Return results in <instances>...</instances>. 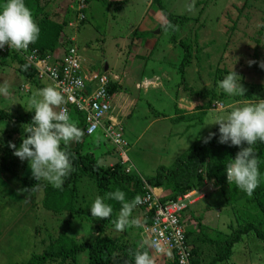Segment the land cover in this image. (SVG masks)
Wrapping results in <instances>:
<instances>
[{"label": "rangeland", "instance_id": "obj_1", "mask_svg": "<svg viewBox=\"0 0 264 264\" xmlns=\"http://www.w3.org/2000/svg\"><path fill=\"white\" fill-rule=\"evenodd\" d=\"M78 1L53 0L46 12H58L62 20L67 7L73 4L75 7ZM151 3V0H89L85 5L87 20L84 24L77 27L73 22V26H67L63 33L67 38L74 39L73 46L88 69L103 72L104 66L108 65L107 73L115 92L110 102V116L123 130L129 165L143 177L153 174L159 166H170L193 141L203 140L212 133L218 127L211 124L214 116L227 115L235 107L264 99V82L260 87L262 78L264 81L263 75L247 67L248 61H253L252 67L258 66V63L262 65L264 60V0H161L166 14L175 18L174 24L166 21L162 12ZM150 14L161 17V24ZM229 16L235 21L230 31ZM144 25L149 28L142 30ZM131 28H134L133 32L141 33L142 38L135 39L133 35L126 34ZM179 42H184L191 50L190 60L182 74L179 68L183 49ZM257 57L261 59L255 60ZM50 66L48 55L36 60L34 80L38 85L52 86L47 81L38 80ZM232 66L233 71L241 77L246 91L243 97L225 93L227 97L219 103L215 98L218 97V83L214 80L219 81L231 71ZM13 70L12 67L0 65V89H5L0 92V109L4 113L10 112V109L26 113L31 110L29 98L37 93L38 88L35 82L22 81L21 76ZM182 76L193 88L192 92L203 95L206 90L209 93L214 90L215 96L211 100L207 98L206 101L205 98L194 102H186L181 94L176 97ZM5 82L11 83L12 88H7ZM219 104L223 105L222 110L217 109L216 105ZM181 106L185 111L197 114L205 106L208 107L201 123L185 120L173 123L172 118L176 117ZM54 110L58 112L57 106ZM13 128L12 122L0 119V160L8 155L4 148L7 140L12 142L19 135L20 138L25 135L23 128L18 133H14ZM87 138L86 144L93 147L89 144L92 136ZM95 139H99L96 134ZM73 142L75 140L61 144L74 146ZM101 144L105 149L111 147L107 141ZM111 148L109 157H97L99 165L107 166L117 161L119 151L113 146ZM13 158L18 174L0 177V264H26L32 256L44 252L48 241L62 235L77 246L92 245L97 237L106 236L111 240L126 238L128 241H141L148 247V239L142 233L140 211L130 216V221L138 223L130 222L122 230L115 228L114 221L91 217L87 207L98 194L94 184L87 179L77 186L76 217H70L68 210L51 213L43 209L42 189L36 187L35 191L25 192L17 180L24 174L28 175L27 183L33 179L28 161H21L12 153L6 161L10 162ZM204 184V189H212L207 181ZM162 193L157 191L154 197L168 194ZM198 201L200 198L190 199V206ZM237 205L239 215L250 221L257 220L253 218L258 216L257 209L247 203ZM221 210L220 216L205 209L196 210L195 213L196 216L201 215V223L211 229L225 230V224L230 221L237 224L234 210L230 207ZM250 213L252 218L246 217ZM261 230L264 232V223ZM248 241V247L254 254L246 256L242 243L236 244L230 258L231 264H258L264 260V253L261 252L263 245L252 236ZM150 253L152 259L160 262L158 255ZM58 263V260H51L44 264ZM64 264H88L87 251L72 256Z\"/></svg>", "mask_w": 264, "mask_h": 264}, {"label": "trees", "instance_id": "obj_2", "mask_svg": "<svg viewBox=\"0 0 264 264\" xmlns=\"http://www.w3.org/2000/svg\"><path fill=\"white\" fill-rule=\"evenodd\" d=\"M52 1L53 0H24L26 6L32 12L34 21L40 28L37 40L34 43H30L33 48L38 49L40 56L56 54L55 50H59L58 48H60L62 53H66L68 51L67 49L73 46V43L70 38H67L63 34L64 29L70 22H74V20L77 23V27L83 25L85 20H87L85 12L87 6L85 5L89 0H82L83 4L80 11L83 16L81 19L74 20L70 19V15H74V18H76L78 12H75L74 9L71 11L68 7L65 11L66 13L63 14L64 17L62 20L59 19L57 15L58 12L47 13L46 8ZM151 1V4H154L156 9L158 8L162 13L159 10L158 12H160L164 18L166 17V21L172 24L175 23V18L171 14H166V10L161 7V0ZM2 2L3 0H0V3ZM57 18L58 20H56ZM182 18L183 20L185 19L184 16H182L181 19ZM230 19L231 17L229 16V31L235 24V21ZM178 21L181 22L182 20ZM62 37L66 39L62 40ZM133 37L135 39L142 38V34L136 32L134 34L133 32ZM179 44L183 49V56L179 68L182 74L184 69L187 68L191 57V50L184 42H179ZM5 50L6 52L4 53L0 52V65L14 68L13 71L21 76L22 81H28L30 83L35 82V86L38 89L44 87L41 84L38 85L37 80H34L36 79L35 70L19 56V53L15 52L10 47L7 48V46H5ZM195 57L198 61V55ZM258 58L261 59V57H257L255 60ZM262 65H264V60L262 61ZM247 67H249L251 71L254 70L262 74L264 77V67L259 65V63L258 66L254 65L251 67L247 65ZM185 74L186 70L184 76ZM184 76H182V82L179 84L176 97L181 94L184 96L186 102H194L198 101L197 99L201 100L205 98L206 101L207 98L211 100L213 96H215L214 90L210 93L206 90L203 95L192 92L193 88L187 83V79ZM39 80L51 83L45 78H40ZM214 82L218 83V80H214ZM263 82L262 78L260 87H263ZM5 84L7 88H12L11 83L5 82ZM51 85L53 86L52 83ZM113 89L111 83L107 89L110 95L115 93ZM217 89H219V87H217ZM152 96L155 98L154 95ZM224 97H227L226 94L219 89L218 97L215 98H217V101L220 103L224 102ZM205 107L204 110L197 114L194 112H187L182 109L181 106L178 113H176V117L172 118V122L178 124L185 120L187 122L195 121L201 123L206 116L208 106ZM216 107L222 110L223 105L219 104L216 105ZM57 108L58 112L66 110L71 120L76 122L77 127H79L82 132L79 140L73 142L74 146L61 144V148L66 150L69 154L72 166L70 173L64 178L63 187L55 188L44 180L36 181L34 178L27 183V174H24L20 179L15 177L24 188L25 192L28 190L35 191L36 187L42 189L41 207L43 209L51 213H59L68 210L67 212H69L70 217H76V208L74 207L78 197L77 186L83 179H87L92 185L94 184V188L98 195L103 196L108 192L119 189L125 193V199L129 201L135 196H139L141 199L149 195L147 187L151 190L161 189L164 192H168L163 198L165 204L174 203L176 200L182 199L185 195L193 192L194 196L197 197L202 195L203 197L192 206H190L192 204L190 200H187V198L182 199L180 204L183 209L177 215L179 219L177 226L182 231L184 244L188 247L191 254L189 264H231L230 258L234 254V246L239 243H242L244 246L243 252H246V256L253 255L254 252L248 247V238L251 236L263 245L260 246L262 247L261 252L264 253V232L261 230V226L264 223V142L257 141L252 146L258 160L259 179L258 186L251 195L226 181L224 167L230 162V159L234 158L235 153L239 149L236 146L218 143V127L212 131V133H216V135H213L211 140L207 143L204 142V139L193 141L188 149L176 158L170 166H159L153 174L142 176L145 184H147L145 186L138 175L140 173L136 172L135 169L129 168V171L126 172L128 163L121 164L119 160L111 165H99L97 157H109L112 151L111 147L113 146L111 144L109 149L101 147V143L104 141L109 143V140L103 137V131L98 129L91 135L92 138L89 144L93 147H90L86 144L87 137L90 136L84 133L85 123L83 114L76 112L72 106L65 105L64 98L63 103L57 106ZM9 111L10 112L5 111L4 113L3 110L0 109V119L5 122H12L14 128L11 130H13L14 133L20 132V128L22 130V128L26 126L25 124L31 121V110L26 113L25 111L20 113L18 109L12 111L10 109ZM107 125L108 122L106 123V126ZM95 134L99 136V139L94 140ZM23 136L20 138L19 135V137L14 139L11 143L18 146ZM7 142H9V140H7ZM100 147L103 150L99 149ZM4 148L7 149L8 155L0 160V172H2L3 175L14 176V174H18L17 170L14 169L15 158L11 159L10 162L6 161V158L9 157L13 150L8 147V143L4 145ZM82 150H84V152H82ZM205 181L210 184L212 187L211 190L204 189L206 187V184H204ZM5 182L8 183L7 180H5ZM1 195L4 197L3 194ZM153 198L154 197L151 196V200H153ZM158 200L160 201L161 199ZM107 202L111 204L113 211L110 217L105 219L115 221L121 204L115 200H108ZM199 203L201 204L198 205ZM246 203L250 207L257 209L258 216L255 215L253 217L257 219L256 221H250L248 218H244L237 213V204L245 205ZM195 205L198 206L195 207ZM227 207L234 210L237 224L235 225V221H230L228 224H225V230H221L220 228L211 229L208 226H204L201 223L202 216H196L195 213L196 210L205 209L206 211H211L212 214L215 213L217 216H220L222 213L221 209L226 210ZM246 217L252 218L251 213L246 214ZM145 223H149V220H146ZM145 239H147V237ZM129 241L126 238H122V240H111L109 237L101 236L97 237L92 245L77 246L71 239L62 235L58 236L55 240L48 241V245L45 247L44 252L39 256H32L26 264H44L46 261L51 260H58V264H64L72 256L84 251H87L88 254V264H134V253L148 252V254L151 255L148 247L146 248L141 241L139 242L136 240L130 243ZM254 256L252 261L254 260ZM152 260L153 264H179L175 259L168 256L159 257L160 262H158L157 259ZM258 264H264V260L260 261Z\"/></svg>", "mask_w": 264, "mask_h": 264}, {"label": "clouds", "instance_id": "obj_3", "mask_svg": "<svg viewBox=\"0 0 264 264\" xmlns=\"http://www.w3.org/2000/svg\"><path fill=\"white\" fill-rule=\"evenodd\" d=\"M82 4V0H79L78 3H75V7L73 5L69 6L70 9H74L75 12H78L76 18H72L71 16L70 19H79L80 15L83 16L80 11ZM74 23H76L75 20ZM68 26L72 27L73 22H70ZM39 32L40 28L34 21L32 12L26 6L24 0H3V2L0 3L1 53L6 52L5 46H7V48L10 47L15 52L19 53V56L34 69L33 64L36 60L39 61L42 56L39 55L38 49L33 48L30 43H34L37 40ZM70 40L72 42L74 41L73 38H70ZM70 48L75 47L71 46L68 49ZM58 49L59 50H55L56 54L48 55L50 63L56 61L58 64V62H61L63 56L66 55L65 52H61L60 48ZM78 58L84 73L88 72L106 76V79L109 80V88L113 82L111 78H109L106 70H103V72H93L86 67L79 55ZM252 63L253 61H248L249 66H251ZM106 66L108 65L106 64ZM261 66L264 67V65ZM218 87L229 96L243 97L246 91L241 84V77L233 71V66L231 71L218 81ZM2 91H5V89H0V92ZM113 95H110V102ZM28 103L32 116L31 121L23 127V132L26 135L21 139L19 146L8 142V147L13 150L12 154L19 158V160L28 161L31 176L36 181L44 180L55 188H62L64 178L70 173L72 166L69 154L66 150L61 148V142L67 144L69 141L79 140L82 132L80 128L77 127L76 122L71 120L66 110H61L59 112L54 110L56 106L63 103V96L55 87L46 86L38 89L37 93L29 98ZM110 112L111 105L108 116L112 120ZM211 124H216L218 126V143L236 146L239 149L235 153L234 158L230 159V162L224 167L227 183H232L238 189L251 195L258 186L259 179L258 160L252 146L257 141L264 142V99L235 107L228 112L227 115H216L213 117V123ZM213 135H216V133L210 132L204 139V142L207 143L211 140ZM122 140L124 141L123 135ZM123 143H125V141ZM126 145L125 143L122 155L118 152L120 156L117 158V161L121 159V164L128 163V167H126V172H128L131 165H129L130 160L126 155ZM113 148H115L114 145ZM0 177H4L2 172H0ZM139 177L145 184L143 177L140 175ZM146 185L147 184H145V186ZM147 191L150 197H154L157 191L162 193L163 190H151L147 187ZM189 195V200L203 197L202 195L196 197L193 192L189 193ZM164 197V195L160 198L154 197L151 203L167 205L163 200ZM143 198L144 197L140 199L139 196H135L130 201L126 200L125 193L117 189L103 196L96 195L87 208L91 217L108 219L113 209L111 204L107 201L115 200L119 202L121 207L114 221L117 230H122L130 222L137 224L138 222L135 220L130 221V216L134 215L136 211H140L139 217L143 230L142 233L146 236L145 231L151 225L153 210L151 211L149 207H147L148 203L139 205ZM158 199L161 200L159 201ZM178 200L174 203H179ZM146 220H149V223H145ZM150 246L154 249H159L160 244L157 240H153ZM134 264H153V260L148 252H136L134 253Z\"/></svg>", "mask_w": 264, "mask_h": 264}, {"label": "built area", "instance_id": "obj_4", "mask_svg": "<svg viewBox=\"0 0 264 264\" xmlns=\"http://www.w3.org/2000/svg\"><path fill=\"white\" fill-rule=\"evenodd\" d=\"M81 18L80 15L79 19ZM40 78H45L53 84L63 96L65 105H70L76 112L83 114L86 135H92L101 129L103 137L108 139L121 155L123 154L125 143L122 140L121 127L108 116L110 95L107 91L109 80L106 76L84 73L76 49L70 48L61 62L51 63V66L41 73ZM184 198L189 200L190 195H185ZM178 201L180 203L182 199ZM145 203H148L147 207L151 211L153 210L151 225L145 231L149 250L158 257L168 256L179 264H189L191 254L184 244L182 231L177 226L179 221L177 215L183 209L182 205L151 203L150 195L144 197L139 205ZM153 240L159 242V249L150 246Z\"/></svg>", "mask_w": 264, "mask_h": 264}, {"label": "crops", "instance_id": "obj_5", "mask_svg": "<svg viewBox=\"0 0 264 264\" xmlns=\"http://www.w3.org/2000/svg\"><path fill=\"white\" fill-rule=\"evenodd\" d=\"M152 5V4H151ZM151 15V14H150ZM152 16V19H154L157 23H160L161 24V22H160V18L161 17H157V16H154V15H151ZM150 22V21H149ZM150 24H151V22H150ZM145 28H149V27H146L145 25H144V28L142 29V30H145ZM133 30H134V28H131L126 34H128V35H130L131 34V36L133 35ZM105 65V64H104ZM104 70H106V71H108V66H104ZM110 71H112V70H110ZM110 75V74H109ZM112 78H114V76H112ZM147 91V90H146ZM183 100V99H182Z\"/></svg>", "mask_w": 264, "mask_h": 264}]
</instances>
